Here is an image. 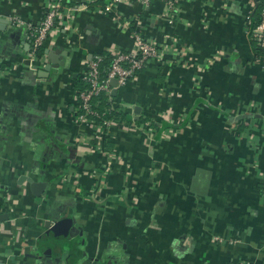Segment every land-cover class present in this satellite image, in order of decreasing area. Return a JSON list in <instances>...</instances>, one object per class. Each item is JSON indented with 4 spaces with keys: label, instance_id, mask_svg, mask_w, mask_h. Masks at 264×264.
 Returning <instances> with one entry per match:
<instances>
[{
    "label": "crops",
    "instance_id": "obj_1",
    "mask_svg": "<svg viewBox=\"0 0 264 264\" xmlns=\"http://www.w3.org/2000/svg\"><path fill=\"white\" fill-rule=\"evenodd\" d=\"M49 1L0 2V264H264V57L244 26L263 0H175L174 17L158 0H67L79 9L29 68L8 20L38 26ZM118 17L164 54L117 89L131 125L109 127L108 152L75 86L93 56L133 48ZM60 219L71 233L45 254Z\"/></svg>",
    "mask_w": 264,
    "mask_h": 264
},
{
    "label": "built area",
    "instance_id": "obj_2",
    "mask_svg": "<svg viewBox=\"0 0 264 264\" xmlns=\"http://www.w3.org/2000/svg\"><path fill=\"white\" fill-rule=\"evenodd\" d=\"M1 1L3 0H0V2ZM66 1L67 0H50L47 11L38 26L25 24L15 17L8 20L11 26L24 27L27 32V37L29 38L32 47L31 53H29L28 58L25 60L26 66L29 68H35L36 65L43 64L44 56L38 59L35 53L42 48L49 33L54 27L55 21L60 19L63 14L68 15L79 9L80 6H71L70 4H67ZM131 1L147 7L154 0H109L104 4H100L98 0H84V6L88 7L90 4H98L103 12H111L112 9L116 8L119 4ZM158 1L164 3L166 11L170 17L175 16L177 5L175 0ZM251 14L252 13L249 12L244 25L245 33L249 41L260 48L262 52L261 55L264 57V0L260 6L259 19L256 24H254ZM118 19L121 20L125 29L130 30L133 40V48L128 53L116 49L108 51V53L112 54V59L104 78L100 76V67L103 63V57L101 54L93 56L92 59L86 63L84 71L80 75L81 81L87 85V88L76 93V119L80 122H96V126L99 128V134H101V142H103V136L107 134L109 127L116 124L111 120H102L101 116L92 109V99L100 94H105L111 103L110 110H113L116 103L112 101L113 97L111 96V93L114 88L110 85V81L116 80L115 89L117 90L119 87L126 85L130 80L136 78L137 72L145 67L151 60H162L164 54L158 45L143 38L140 32L136 29L131 30V25L127 20H123L121 17H118ZM118 106L124 109L123 104H119ZM260 198L264 206V182L260 189ZM238 264L250 263L240 262Z\"/></svg>",
    "mask_w": 264,
    "mask_h": 264
},
{
    "label": "trees",
    "instance_id": "obj_3",
    "mask_svg": "<svg viewBox=\"0 0 264 264\" xmlns=\"http://www.w3.org/2000/svg\"><path fill=\"white\" fill-rule=\"evenodd\" d=\"M260 6H261V4L257 6L256 11L253 15L254 24H256L258 19H259ZM252 46H253V49H254L253 51L255 52V55L261 56L262 52H261L260 48H258L256 44H253ZM35 55L38 59L41 58L44 55V49L41 48V49L37 50ZM101 55L103 57V63L100 67V76L104 78V76L107 72V68H108L110 61L112 59V54L108 53V52H104ZM145 67H143L139 72H137L136 76L141 74L143 72V70L145 69ZM86 88H87V85L81 81V76H79L76 79V86H75L76 92L83 91ZM112 101L115 102V99L112 98ZM119 104H122V103L117 102L115 108L113 110H110L111 103L105 94H100L99 96L93 98L91 101L92 109L94 111H96L101 116L102 120H111L117 126L118 125H124V126L131 125L130 122L128 121V118H127L128 117V110H126L125 108L124 109L120 108L118 106ZM142 122L143 121L140 120V121L135 122V124L140 126V124ZM241 129H243V128H239V131H241ZM102 146L108 152L112 150L113 146L110 143L109 137L107 136V134H105L103 136Z\"/></svg>",
    "mask_w": 264,
    "mask_h": 264
},
{
    "label": "water",
    "instance_id": "obj_4",
    "mask_svg": "<svg viewBox=\"0 0 264 264\" xmlns=\"http://www.w3.org/2000/svg\"><path fill=\"white\" fill-rule=\"evenodd\" d=\"M50 68H51V65H47L45 68V72L46 73L49 72ZM110 85L114 88L112 90L111 96L115 97L117 94V90L115 89L116 80H111ZM139 113H140V108L139 107L134 108L133 114H135L136 117H138ZM27 182H29L31 191L36 197H39L41 195V193L44 191L45 184L31 182L30 179H27ZM7 218H8V216H5V215L2 216L1 215L0 216V223L6 221ZM70 224H71V222L69 219L68 220L67 219H60V220H56V221L50 220V221L46 222V224H45L46 230L39 237L40 240H45V242L47 244L46 252H44L45 254L51 255L52 248L57 249V248H60L64 244L63 242L67 239L69 233H71Z\"/></svg>",
    "mask_w": 264,
    "mask_h": 264
}]
</instances>
